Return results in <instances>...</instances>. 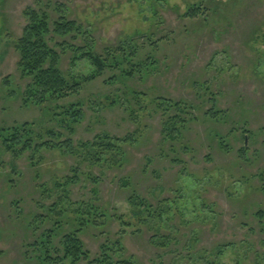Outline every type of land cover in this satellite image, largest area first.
Wrapping results in <instances>:
<instances>
[{
	"label": "rangeland",
	"instance_id": "1",
	"mask_svg": "<svg viewBox=\"0 0 264 264\" xmlns=\"http://www.w3.org/2000/svg\"><path fill=\"white\" fill-rule=\"evenodd\" d=\"M49 3L91 32L100 55L122 46L119 55L129 57L131 41L137 50L78 95L45 106L82 103L77 150L105 134L132 142L121 168L109 160L92 171L57 150L34 167L25 155L17 173L2 167L0 264H40L34 244L57 230L49 210L58 196L48 190L78 164L100 177L98 205L107 216L104 234L91 226L79 234L91 259L118 239L134 264H264V0H0V128L62 131L50 111L23 105L27 82L12 46L27 26L25 11ZM191 8H200L197 17L188 16ZM57 49L62 71H70L71 53ZM73 71L87 77L94 68L83 61ZM93 187L75 186L71 202L91 200ZM133 193L157 210L155 220L142 217L150 227L133 216ZM68 208L57 247L76 230Z\"/></svg>",
	"mask_w": 264,
	"mask_h": 264
},
{
	"label": "trees",
	"instance_id": "2",
	"mask_svg": "<svg viewBox=\"0 0 264 264\" xmlns=\"http://www.w3.org/2000/svg\"><path fill=\"white\" fill-rule=\"evenodd\" d=\"M211 7V6H209ZM216 11L218 7L215 6ZM200 8H191L188 16L197 17ZM27 26L22 36L12 42L15 50L18 52L20 60L18 70L23 80L27 82L23 92L22 100L24 106H36L43 108L44 111H50L52 119L57 121L62 131L55 126L47 129L36 127L31 123H24L8 128H0V156H10L9 163L3 162L0 157V169L2 167L12 168L17 173V162L27 156L31 166H37L36 158L43 160L45 152L57 150L66 157L79 158L83 165L92 166V171L97 168H103L110 160V165L123 167L125 161V142L130 143L131 139H118L108 134L98 136L93 142L82 144L77 150L73 136L76 134V127L79 126L84 118L82 103H72L66 107L57 106L53 108L46 104L58 103L63 98L72 95H78L85 84L91 83L102 77L108 68H121L123 59L135 55L136 47H133V41L129 44V54L119 55L120 50L124 49H105V55H100L96 49V42L91 40V32L85 26L70 19L60 6L55 4H41L38 9L29 8L25 11ZM68 40L82 42L83 46L70 45ZM66 46L67 51L71 53V70L63 72L61 69V52L57 46ZM128 51V49L126 50ZM119 55V56H118ZM89 62L94 68V73L85 77L76 75L73 71L79 62ZM127 61H130L127 60ZM127 74V71L123 72ZM46 107V108H45ZM60 110V112H57ZM187 112L181 111V116ZM61 116V119H59ZM180 135V133L178 134ZM178 135H170L169 138L175 141ZM166 139V138H165ZM132 142V141H131ZM82 165L78 164L71 168V176H63L60 179L52 181V187L49 188L50 196L57 195V202L50 208V212L57 216L54 228L48 234L42 233L40 238L34 244L38 247L39 256L37 259L40 264H134L131 259L124 258V247L120 240H109V244L101 246V255L91 259V252L86 249V245L79 236L82 231L88 227H98L104 234L107 220L102 214L103 206H99L100 201V177L91 173L83 172ZM92 181L93 198L89 201L71 202L73 197V188L82 182ZM122 187L128 189L131 187L130 179L121 180ZM133 208V216L138 218L141 223H148L147 218L156 219L157 210L137 193H133L130 201ZM72 207L75 214L76 230L65 234L57 247L55 244L58 232L62 230L59 227L60 221L66 220L70 223L65 209ZM151 223L149 222V227ZM54 232V233H53ZM58 235V236H57ZM1 238V237H0ZM115 248L116 250H114ZM120 253L122 257L117 255Z\"/></svg>",
	"mask_w": 264,
	"mask_h": 264
}]
</instances>
